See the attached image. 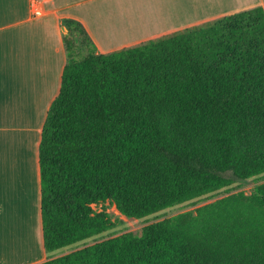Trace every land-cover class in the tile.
Segmentation results:
<instances>
[{"label":"trees","instance_id":"1","mask_svg":"<svg viewBox=\"0 0 264 264\" xmlns=\"http://www.w3.org/2000/svg\"><path fill=\"white\" fill-rule=\"evenodd\" d=\"M61 27L38 146L45 253L114 227L92 206L143 219L264 175L262 7L108 54L80 23ZM37 264H264V182Z\"/></svg>","mask_w":264,"mask_h":264},{"label":"crops","instance_id":"2","mask_svg":"<svg viewBox=\"0 0 264 264\" xmlns=\"http://www.w3.org/2000/svg\"><path fill=\"white\" fill-rule=\"evenodd\" d=\"M257 6L264 9V0H0V210L5 226L20 217L11 205L25 199L23 192L39 203L38 146L65 65L63 19L80 23L96 52L108 54ZM21 248L24 252L15 258L9 254L11 261L4 264L29 262L32 251L22 240ZM43 256L40 250L34 262Z\"/></svg>","mask_w":264,"mask_h":264},{"label":"rangeland","instance_id":"3","mask_svg":"<svg viewBox=\"0 0 264 264\" xmlns=\"http://www.w3.org/2000/svg\"><path fill=\"white\" fill-rule=\"evenodd\" d=\"M76 39L75 41L78 42L77 44H80L81 37L77 36ZM150 41H155V40H150ZM82 49L83 50L79 52V56H84L87 52L85 47H83ZM95 50L98 51L97 47H95ZM228 176L233 178L231 174H229ZM262 182H264V175L260 176L257 182H253V181L238 182L236 180L235 185H232L231 187L224 189L217 197L205 198L199 201H193L187 204L175 206L173 208L166 209L163 212L158 213L154 216H150L143 219L126 218L122 216L116 210L115 206L109 202H105L97 206H92V208L96 212H105L109 216L112 223L114 224V227L100 236L94 237L93 239H90L86 242L65 248L58 252L51 253L49 255L44 252L42 247V233H41L40 214L38 208L39 207L38 199L36 198V200L34 201L31 194H29L28 192H23L25 193V199H21L17 203L14 202L13 205H11L14 209V212L20 216L14 218L15 222L14 219H10L8 221L9 224L5 226L6 222L4 220V217L3 216L1 217V210H0V244H1L0 260H2L0 261V264H4V262L11 261L10 260L11 258L7 257V256H11L9 254H12V257L15 258L19 255L20 252L21 253L24 252V250L21 248V240L24 241L26 246H28L30 251H32L33 253V258L31 256L29 258V262H27L26 264H37L45 261L49 256L58 257L67 254L73 250L80 249L84 246L91 245L96 242L106 240L109 238L117 237L125 233H131L135 236H139L141 234L142 229L147 225L157 223L159 221L174 217L181 213L195 212L198 208L208 205L214 202L215 200L230 193L243 192L244 194L248 195L251 193V191L256 185ZM10 226H12V228H9ZM9 241L14 242L12 243L13 246L10 252L6 250ZM40 250H42L44 256L41 261L34 262L37 260Z\"/></svg>","mask_w":264,"mask_h":264},{"label":"built area","instance_id":"4","mask_svg":"<svg viewBox=\"0 0 264 264\" xmlns=\"http://www.w3.org/2000/svg\"><path fill=\"white\" fill-rule=\"evenodd\" d=\"M40 13H39V11L37 10V9H34V11H33V15L34 16H38Z\"/></svg>","mask_w":264,"mask_h":264},{"label":"water","instance_id":"5","mask_svg":"<svg viewBox=\"0 0 264 264\" xmlns=\"http://www.w3.org/2000/svg\"><path fill=\"white\" fill-rule=\"evenodd\" d=\"M62 32H65L64 28H62ZM238 182H246L247 180H237Z\"/></svg>","mask_w":264,"mask_h":264}]
</instances>
